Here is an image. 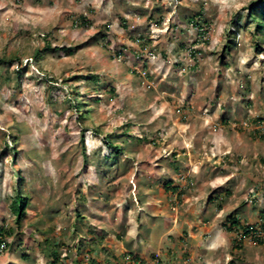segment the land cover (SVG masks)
<instances>
[{
	"label": "rangeland",
	"instance_id": "374dc122",
	"mask_svg": "<svg viewBox=\"0 0 264 264\" xmlns=\"http://www.w3.org/2000/svg\"><path fill=\"white\" fill-rule=\"evenodd\" d=\"M252 1L0 0V227L16 234L0 264H48L53 248L60 264H264V243L223 229L264 224Z\"/></svg>",
	"mask_w": 264,
	"mask_h": 264
},
{
	"label": "trees",
	"instance_id": "16d2710c",
	"mask_svg": "<svg viewBox=\"0 0 264 264\" xmlns=\"http://www.w3.org/2000/svg\"><path fill=\"white\" fill-rule=\"evenodd\" d=\"M246 17L251 21V24H253L254 27V33L253 36L256 40H258V36H262L263 38L260 39L261 43L264 42V0H256V1H252L249 6L246 9ZM200 14L198 13L197 15H194L192 17L189 18V23H191L192 25H194L196 27L197 30V35L199 40L201 38L204 37V33L206 32L204 27L205 25H201L200 21H202V19L199 16ZM197 16V17H196ZM230 42V41H227ZM228 43L227 45L224 46L225 49V54H228L229 50H230V46ZM260 42L256 41L254 42L253 45V49L255 51L259 50V46H260ZM51 50H57L55 48H50L49 45L47 44L42 50H36L33 54H32V59L36 61L40 60L42 55L45 54L47 51H51ZM58 50H64L66 52H70L69 48H60ZM192 52V51H191ZM14 59H16V57H13ZM17 60V59H16ZM9 62H11L12 60H8ZM0 62L5 63L6 61L3 59H0ZM19 74V73H17ZM92 81L96 80L95 76H91L90 77ZM79 103L74 100V104H72L73 108H78ZM259 121V122H258ZM222 122L224 124H226V121L224 119H222ZM255 122L257 124H259L261 122V124L264 126V121L261 119H256ZM261 130H255L254 134H257L259 138H263V135H261ZM108 144V146H110V148H113L114 150H119L118 147H115L112 145L111 141H107L106 142ZM19 180L21 181L22 179L19 178ZM21 184H17V188L15 190V195L12 199V203H11V207L10 210L12 212V215L14 216V220H15V228L19 229L20 224H21V220L24 216L26 207H27V198L25 195H23L21 188H20ZM164 188L166 191H171L172 193H176L178 192V188L175 187L172 182L170 181H165L164 182ZM228 194V193H226ZM224 196V195H223ZM218 198L219 201H222L223 198L221 196L220 197H215ZM211 199H214V197H209L208 201L211 202ZM218 205H221V203H219ZM219 210L221 209L220 206H218ZM264 211H262L261 213V221L264 219ZM223 229L228 232V233H232L235 231H238L237 233H239L241 236H249L251 237L257 244H263L264 243V237L263 236H259L260 234H264V224L258 229L255 226L252 225H246L243 226L240 224V221L233 215H229L228 217H226L224 223H223ZM15 234L14 229L12 228H7L4 226L0 227V252H3L4 250H7V248H10V244H7L6 239L13 237ZM44 243H47V240L44 241ZM55 247V245H53ZM237 248V244L235 242V240H233L231 247H230V252H233V249ZM77 251L78 255L81 254V248L77 247ZM77 255V256H78ZM22 256H27L26 253H23ZM130 258V263L131 264H143V260L140 259V257L138 255H134L132 253H128V255H126ZM83 260H87L89 264H91V260L89 258V256L86 254L84 257H82ZM88 258V259H87ZM46 261L48 262V264H60V259H59V255H58V251L56 248H53L51 250V254H48V257L46 259ZM76 264H78L76 262ZM160 264V263H158ZM229 264H232V262H230Z\"/></svg>",
	"mask_w": 264,
	"mask_h": 264
},
{
	"label": "clouds",
	"instance_id": "9594fccd",
	"mask_svg": "<svg viewBox=\"0 0 264 264\" xmlns=\"http://www.w3.org/2000/svg\"><path fill=\"white\" fill-rule=\"evenodd\" d=\"M80 258V257H79ZM88 259V258H87ZM156 259V258H155ZM155 259H153L152 261H154ZM159 263H160V259H158ZM72 264H76L75 263H72ZM80 264H89L88 261L85 259V260H81V263ZM128 264H131L130 261H128ZM144 264V263H143Z\"/></svg>",
	"mask_w": 264,
	"mask_h": 264
},
{
	"label": "built area",
	"instance_id": "2783aa9c",
	"mask_svg": "<svg viewBox=\"0 0 264 264\" xmlns=\"http://www.w3.org/2000/svg\"><path fill=\"white\" fill-rule=\"evenodd\" d=\"M158 257H156V259L154 260V261H152L151 263H149V264H158L159 263V261H158V259H157Z\"/></svg>",
	"mask_w": 264,
	"mask_h": 264
},
{
	"label": "crops",
	"instance_id": "0c3cea01",
	"mask_svg": "<svg viewBox=\"0 0 264 264\" xmlns=\"http://www.w3.org/2000/svg\"><path fill=\"white\" fill-rule=\"evenodd\" d=\"M127 253H129V252H127ZM127 263H128V261H127Z\"/></svg>",
	"mask_w": 264,
	"mask_h": 264
}]
</instances>
